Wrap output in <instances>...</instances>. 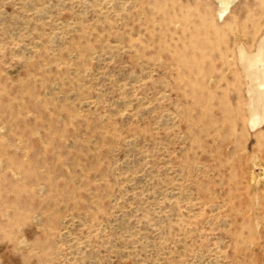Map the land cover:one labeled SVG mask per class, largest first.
Wrapping results in <instances>:
<instances>
[{"label": "rangeland", "instance_id": "obj_1", "mask_svg": "<svg viewBox=\"0 0 264 264\" xmlns=\"http://www.w3.org/2000/svg\"><path fill=\"white\" fill-rule=\"evenodd\" d=\"M259 49L264 0H0V264H264Z\"/></svg>", "mask_w": 264, "mask_h": 264}, {"label": "bare ground", "instance_id": "obj_2", "mask_svg": "<svg viewBox=\"0 0 264 264\" xmlns=\"http://www.w3.org/2000/svg\"><path fill=\"white\" fill-rule=\"evenodd\" d=\"M261 44H260V46H261ZM262 52H263L262 49H259L258 54L254 58L250 57V56H246V54H245V56L242 54L244 57L248 58V62L245 64V66L247 65L246 66L247 68H251V67H258L259 68V67L264 66V59H263L264 56H262L263 55ZM251 75H253V76L255 75L256 79L260 80V86L261 87L264 86V81L262 80L264 77V72H254ZM261 97L264 98L263 93L261 94ZM257 116H258V114L255 117H257Z\"/></svg>", "mask_w": 264, "mask_h": 264}]
</instances>
